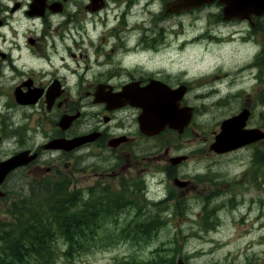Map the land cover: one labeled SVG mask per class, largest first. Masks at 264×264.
<instances>
[{
    "label": "rangeland",
    "instance_id": "1",
    "mask_svg": "<svg viewBox=\"0 0 264 264\" xmlns=\"http://www.w3.org/2000/svg\"><path fill=\"white\" fill-rule=\"evenodd\" d=\"M153 9L158 11V19L145 17L147 27L152 28L155 22L158 28H166L163 26L174 23L171 27L173 31H165L173 42H163L161 50L174 43V49L179 51L171 52V56L162 52L160 60L163 61L159 64L171 66L169 62L177 58L174 73L180 78L191 76L189 83L200 98L188 101L189 105H196L197 108L194 124L180 135L178 147L174 150L171 143L158 145L154 140H134L133 164L139 168L132 171L118 168L113 179L116 190L112 192L97 189L95 171L89 166L95 165L98 172L106 173L112 170L109 169L112 165L119 167L118 160L108 162L105 156L82 159L77 155L69 159L57 153L45 155L38 166L72 172L74 180L69 190L82 193L84 203L94 200L92 204H87L90 207L86 205L83 209L84 204L79 205L76 212H95L111 202L114 206L99 211L96 218L93 214L87 217L88 224L83 225V232L79 236L78 245L82 250L73 257L68 256L69 247L60 234L53 239L56 243L52 260L46 262L29 255L24 264H122L124 261L139 264L158 256L174 259L175 263L183 259L186 264H264V142L259 152L256 147L244 146L235 153L219 154L210 148L221 132L222 123L239 114L242 108L253 110L250 127L260 125L264 130V19L256 29L248 22L224 21L222 8L214 4L202 11L170 17L166 22H161L160 0ZM129 30H132L133 38L138 36L139 33L128 26ZM24 31L25 28L21 33ZM176 31V35L171 36V32ZM200 36L204 40L198 43L199 40L194 38ZM244 38L255 41L256 45L243 47L245 44L239 41ZM187 41L192 42L183 43ZM66 42L69 47L67 52H62L66 58L64 62L56 60L52 66L42 65L39 61L34 63L38 83H49L56 74L62 78L69 77L68 81L74 86L77 74L72 78L68 73L79 70V67L69 54H80L75 46L77 44L85 51L89 48L81 44L78 32L75 34L71 31ZM125 56V52L120 53L116 60L126 59ZM246 65L252 69L235 86V90L243 89L236 95L239 98L206 97L211 80L219 77L223 81L221 76L224 71L231 73ZM7 83L5 97L0 98V113H3L0 114V141L4 140L0 150L4 156H10L15 151L12 139L16 134H19L20 140H29L27 145L39 147L49 134L56 131L54 128L49 131L45 126V112L41 106L35 108L29 119H24L23 114L18 116L14 110L16 105L10 100L12 83ZM6 101L13 109L4 107ZM244 119L245 116L238 121ZM58 120L53 116V126ZM34 131L37 133L34 134ZM163 138L167 142L170 134L165 133ZM177 157H185L186 160L177 166L166 161ZM69 163L73 165L72 169L67 168ZM81 173L85 177L78 180ZM40 175L43 174H38V177ZM37 180L33 177L9 181L7 188L15 193L0 199V233L12 223L11 212L16 210L15 206L19 208L16 202L34 198V205L38 206L39 201L51 198L42 193L31 194L32 187H38ZM32 181L31 187L25 185ZM151 222L160 227L146 235L139 225Z\"/></svg>",
    "mask_w": 264,
    "mask_h": 264
},
{
    "label": "flooded vegetation",
    "instance_id": "2",
    "mask_svg": "<svg viewBox=\"0 0 264 264\" xmlns=\"http://www.w3.org/2000/svg\"><path fill=\"white\" fill-rule=\"evenodd\" d=\"M158 1L0 0V98L5 97V85L11 81L12 97L10 100L16 105L14 110L17 115L23 114L24 119H29L30 115L34 114L35 108L41 106L45 112L43 116L45 126L49 128V131L53 128L56 130L55 133L49 134L39 147L27 145L29 140H20L21 137L16 134L12 139V143L16 146L13 154L4 156L0 150V162H5L22 153H28V158L35 156V159L8 174L6 182L1 187L6 195L15 193L7 188L11 179L38 178L36 184L38 187L37 189L32 187L31 194L45 193L41 190L44 185L46 191L51 190V180L54 175L55 178L59 176L65 178L67 183L71 182L72 185L74 180L72 172L68 170L65 172L57 170V172L54 167L38 166L47 154L57 153L69 159L78 155L82 159L90 156L95 158L105 156L108 162L118 160L119 167L112 165L109 168L112 170L105 169L106 173L98 172L95 165L89 166L95 171L97 189L102 192H112L116 190V183L113 184V179L116 177L114 173L118 168L121 167L127 171L139 168L134 167L133 164L134 140H154L158 145L171 143L173 150L178 147L180 135L185 134L191 128L197 115L196 105L191 106L188 101L200 98L194 93V87L189 83L191 76L180 78L174 73L173 68L178 64L177 58L169 62L171 66L159 64L163 61L160 60L162 52L171 56V52L176 53L179 50L174 49V43L161 50L163 42L167 40L173 42V39L169 37L170 34L165 31H173L171 27L174 23L163 26L166 28H158L157 22L152 28L146 26L145 17L151 16L158 19V11L153 9ZM177 1L179 0H160L162 10L159 21L166 22L170 17L202 11L214 4L222 8V20L224 21H244L256 29L264 19L263 15L252 16L249 20H226L223 14L224 6L219 4V0L189 11L171 10L173 9L172 3ZM127 15L130 17L128 18ZM134 18L135 21H129ZM128 26L139 33L136 38L132 37V30L128 31ZM23 28L25 31L21 33ZM71 31L75 34L78 32L81 44L88 45L89 48L85 51L77 44L75 46L80 54H69L70 59L78 62L79 70L68 73V76L72 78L77 74L76 83L73 86L68 81L69 77L62 78L56 74L49 83H38L34 63L39 61L42 65L52 66L56 60L64 62L66 58L62 56V52L68 51L69 46L66 41ZM176 33L177 31L171 32V36ZM195 39L199 40L198 43L204 40L202 36L195 37ZM191 42L183 43L190 44ZM239 42L245 44L243 47L256 45L255 41L245 40V38ZM249 42L252 44H247ZM262 51L264 54V49ZM123 52L126 53L125 57L128 60L124 58L116 60ZM251 69L246 65L240 66L231 73L229 70L224 71V75L221 76L223 81L219 77H215L217 80L210 81L211 86L206 97L239 98L236 95L243 92V89L235 90V86L239 85V80ZM72 94L75 96L72 97ZM36 98L38 99L34 102ZM163 101L167 102V105L173 102L178 109L184 108L192 113V121L183 133L173 128L169 122L158 134L149 136L144 133L143 122L152 129H156V126L161 123V117L163 121L172 118L171 115L166 116L163 113L161 116L159 114ZM4 107H8V110L13 109L8 101ZM245 111L248 112L245 129L264 132L260 125L250 127V122L254 118L252 108H242L239 114L226 119L220 126L221 129L225 122L240 116ZM0 114L3 115V113ZM53 116L56 119L59 118L55 126H53ZM67 117L68 119L62 124V120ZM227 131H230L226 133L227 136H235L239 129L232 124ZM36 133L37 131H34V134ZM165 133L170 134L167 142L163 141ZM77 138H87V143L71 151L47 149V146L54 140L72 141ZM262 142L264 140L247 147H256L259 152ZM1 146H4V140L0 141ZM241 149L225 154L235 153ZM211 151H213L212 148ZM257 157L258 155L255 158ZM166 161L171 163V158ZM67 168L72 169L73 165L69 163ZM38 174L43 175L38 177ZM79 175L78 180L85 177L84 173ZM33 181L25 185L31 187ZM123 189L126 190V186Z\"/></svg>",
    "mask_w": 264,
    "mask_h": 264
},
{
    "label": "trees",
    "instance_id": "3",
    "mask_svg": "<svg viewBox=\"0 0 264 264\" xmlns=\"http://www.w3.org/2000/svg\"><path fill=\"white\" fill-rule=\"evenodd\" d=\"M53 186L51 190L46 191L45 186L41 188L45 195L51 196L46 201H39L38 206L34 205V198H26L17 203L19 208L15 206V211L11 212L12 223L8 225V229H2L0 233V264H24L26 258L32 255L37 260H46L49 262L54 258L55 243L53 239L56 235H62L64 241L69 247V257H73L75 253L82 250L79 236L84 224H88L86 220L92 215L95 218L100 214L99 211L112 208L106 205L95 212L79 211L77 207L81 205L84 197L78 191L68 190L71 182L66 181L60 176L59 179L51 180ZM39 194V193H36ZM94 200H89L84 204H92ZM15 204V205H16ZM86 207H90L87 205ZM82 209V210H83ZM102 213V212H101ZM16 220V221H15ZM15 221V222H14ZM7 226V225H6ZM144 234H152L160 227L153 222L145 225H139ZM94 227V226H92ZM5 235V238H3ZM52 239V240H51ZM78 245V246H77ZM76 247V248H75ZM75 248V249H74ZM122 264H137L124 261ZM139 264H176L175 260H167L160 256L156 259Z\"/></svg>",
    "mask_w": 264,
    "mask_h": 264
},
{
    "label": "water",
    "instance_id": "4",
    "mask_svg": "<svg viewBox=\"0 0 264 264\" xmlns=\"http://www.w3.org/2000/svg\"><path fill=\"white\" fill-rule=\"evenodd\" d=\"M214 1L215 0H179L174 4L172 3L173 9L171 10H178L177 12H180L182 10L189 11L193 8H200L204 6L206 3L211 4ZM219 4L224 6L223 14L226 20H233V19L249 20L251 19L252 16L260 17L264 15V0H219ZM170 12H175V11H170ZM38 98H36L34 102H36ZM171 112L172 110H170V113ZM173 113L175 118H173L172 115V118L170 119L171 123L169 124H171L173 128H177L180 132H183L184 128L190 123L192 116L191 112H188L186 109L178 110V106H177V110L174 109ZM183 114L185 115V117ZM165 115L169 116L170 114L166 113ZM244 116H245L244 121H238L242 119ZM176 117L177 120L175 121ZM247 118H248V112L245 111L239 117L225 122L222 127L223 132L217 137L216 143L212 146L213 150L218 153H225L247 146L248 144L260 140H264V132L258 130H251V131L243 130L246 126ZM67 119L68 117L64 118L61 123L63 124ZM232 123L236 128L239 129V133H240L239 139L236 140V144L234 143L224 147L223 137L226 138L227 136L226 133L228 128L227 126L229 124L231 125ZM167 124L168 123H165L164 125L159 126L156 130H152V128H150L149 126L148 127L143 126V131L145 134L152 136L158 134ZM85 143H87V138H77L72 141L58 139V140H54L51 144H49L47 146V149H51V150L66 149L68 151H71ZM33 159H35V156H33L32 158H28V153H23L8 160L7 162L0 163V186L6 180V177L10 172L15 170L17 167L26 165ZM184 160H186V158L182 157L172 160V163L177 165ZM3 197H5V195L0 191V198ZM177 264H185V262L183 259H179Z\"/></svg>",
    "mask_w": 264,
    "mask_h": 264
},
{
    "label": "bare ground",
    "instance_id": "5",
    "mask_svg": "<svg viewBox=\"0 0 264 264\" xmlns=\"http://www.w3.org/2000/svg\"><path fill=\"white\" fill-rule=\"evenodd\" d=\"M230 132V131H227ZM239 132L235 135V136H226V138L223 137V143H224V147L227 145H231V144H236V140L239 139ZM223 146V145H222Z\"/></svg>",
    "mask_w": 264,
    "mask_h": 264
}]
</instances>
